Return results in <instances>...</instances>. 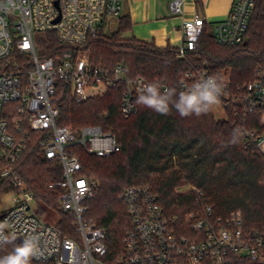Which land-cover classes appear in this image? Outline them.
Returning a JSON list of instances; mask_svg holds the SVG:
<instances>
[{
    "label": "built area",
    "instance_id": "obj_1",
    "mask_svg": "<svg viewBox=\"0 0 264 264\" xmlns=\"http://www.w3.org/2000/svg\"><path fill=\"white\" fill-rule=\"evenodd\" d=\"M256 3L257 0H231L227 16L215 22L199 12L185 19L177 56L183 58L196 48L208 23L213 25L219 44L245 43ZM168 7L171 14L181 15L184 0H169ZM121 14L122 0H0V62L9 61L14 54L27 57L23 62L14 58L16 70L0 68V161L3 162L0 184L9 187L13 195L12 205L0 211V222L7 225L6 231L14 232L22 240L31 234L40 236L44 255L33 260L35 264H229L232 254L264 261V227L245 228L240 210L231 212L226 219L214 218V206L206 202L203 192L196 187L190 186L200 209L186 216L192 234H185L179 218L166 212L151 184L123 189L119 198L126 206L130 224L117 257L109 251L106 229L85 220L87 201L94 197L97 181L82 173L79 157L69 153L67 147L82 144L89 153L106 156L120 150L122 145L100 126L75 130L57 124L59 81L70 84L77 102L123 83L120 109L125 117L138 112L136 99L145 85L159 82L161 91L169 88L159 78L131 76L125 64L108 68L92 61L86 47L89 37L105 27L108 20H118ZM39 31L57 34L64 46L58 58L39 54L36 42ZM211 75L214 74L208 68L188 70L181 75L179 88L185 91ZM222 78L225 88L220 103L225 114L231 110L235 115L241 112L261 115L259 128L250 129L240 123L237 130L244 147L255 149L264 158V65L258 66L254 79L239 90H234L229 73H223ZM9 102L17 103L15 132L27 123L32 130L51 133L50 138L40 141V146L47 158L62 162L63 176L57 184L63 189L59 207L73 217L76 236L65 234L57 222H49L37 213L35 196L16 167L26 137L11 131L3 116Z\"/></svg>",
    "mask_w": 264,
    "mask_h": 264
},
{
    "label": "trees",
    "instance_id": "obj_2",
    "mask_svg": "<svg viewBox=\"0 0 264 264\" xmlns=\"http://www.w3.org/2000/svg\"><path fill=\"white\" fill-rule=\"evenodd\" d=\"M131 26L129 16L121 15L112 34H106L103 26L90 36L86 47L92 61L108 68L125 64L131 76L140 75L148 80L159 78L177 93L181 91L179 79L188 70L208 68L220 77L229 73L234 90H239L254 79L255 69L264 65V0H257L245 43L219 44L213 25L208 23L196 48L189 50L183 58L177 56L178 47H159L135 36L122 37ZM36 42L40 55L55 58L64 47L54 31L37 32ZM14 58L18 62L27 60L23 55L14 54L9 61H1L0 68L18 69ZM123 91L121 83L77 102L70 84L59 81L57 92L58 125L75 130L100 126L122 145L120 150L106 156L89 153L82 144L67 147L69 153L79 157L82 173L97 181L95 195L87 201L85 220L106 229V242L114 257L122 252L126 227L130 224L126 206L119 195L131 185L151 184L166 212L179 218L185 234L193 232L186 216L191 211H198L200 204L192 188L180 191L184 185L203 192L206 202L214 206V218L226 219L231 212L240 210L245 228L264 227V158L255 149H246L241 137L238 143H229L238 124L250 129L259 128V113L235 115L228 110L223 117H217L212 109L200 117H180L174 108L169 114L161 115L138 105L137 113L125 117L120 109ZM15 106L17 103L14 102L5 104L3 114L13 132V121L18 116ZM15 133L26 137V146L16 167L35 196L37 213L47 221L59 216L57 225L62 231L76 236L73 217L59 207L63 189L57 184L63 176L62 162L47 158L40 146V141L50 138L51 133L32 130L27 123ZM2 164L0 161V166ZM50 184L54 185L51 187ZM10 192L9 187L0 184V205ZM12 247L7 245L0 249V256L6 255ZM229 259V264H264V261L235 254Z\"/></svg>",
    "mask_w": 264,
    "mask_h": 264
},
{
    "label": "clouds",
    "instance_id": "obj_3",
    "mask_svg": "<svg viewBox=\"0 0 264 264\" xmlns=\"http://www.w3.org/2000/svg\"><path fill=\"white\" fill-rule=\"evenodd\" d=\"M161 88L159 82L145 85L140 89L136 103L161 115L169 114L174 108L180 117L193 115L200 117L219 104L225 83L217 74L202 78L193 83L189 89L179 93L172 87L164 91H161ZM239 138V130H234L229 143L236 144ZM6 228L7 225L0 222V249L7 245L13 247L6 255L0 256V264H33V260L44 255L38 234L28 235L16 243L15 233L6 231Z\"/></svg>",
    "mask_w": 264,
    "mask_h": 264
},
{
    "label": "crops",
    "instance_id": "obj_4",
    "mask_svg": "<svg viewBox=\"0 0 264 264\" xmlns=\"http://www.w3.org/2000/svg\"><path fill=\"white\" fill-rule=\"evenodd\" d=\"M168 3L169 0H122L121 15L129 16L132 23L128 34L159 47H178L183 41L181 25L185 19L199 12L215 22L225 18L231 6V0H184L183 14L173 15Z\"/></svg>",
    "mask_w": 264,
    "mask_h": 264
},
{
    "label": "rangeland",
    "instance_id": "obj_5",
    "mask_svg": "<svg viewBox=\"0 0 264 264\" xmlns=\"http://www.w3.org/2000/svg\"><path fill=\"white\" fill-rule=\"evenodd\" d=\"M212 20L213 19H211V21ZM117 25H118L117 19L108 20L106 23V26L104 27L105 33L112 34L117 29ZM122 37L127 38L131 36L128 34V31H125L123 32ZM213 111L217 117H223L225 115L224 109L220 102L218 105L213 107ZM189 188H190V185H184V186H181L180 191H187L189 190ZM12 198H13V195L11 193H8L3 197L2 204L0 205V211H4L12 205ZM48 220L51 222H57L59 220V216L56 215L54 216V218H49Z\"/></svg>",
    "mask_w": 264,
    "mask_h": 264
},
{
    "label": "water",
    "instance_id": "obj_6",
    "mask_svg": "<svg viewBox=\"0 0 264 264\" xmlns=\"http://www.w3.org/2000/svg\"><path fill=\"white\" fill-rule=\"evenodd\" d=\"M16 238H17V239H16L17 242L22 241V237H16Z\"/></svg>",
    "mask_w": 264,
    "mask_h": 264
}]
</instances>
